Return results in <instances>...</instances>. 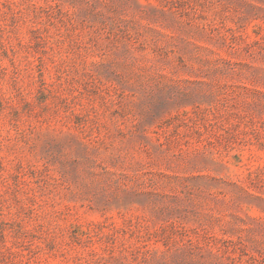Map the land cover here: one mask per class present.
<instances>
[{"label":"rangeland","instance_id":"374dc122","mask_svg":"<svg viewBox=\"0 0 264 264\" xmlns=\"http://www.w3.org/2000/svg\"><path fill=\"white\" fill-rule=\"evenodd\" d=\"M0 264H264V0H0Z\"/></svg>","mask_w":264,"mask_h":264}]
</instances>
